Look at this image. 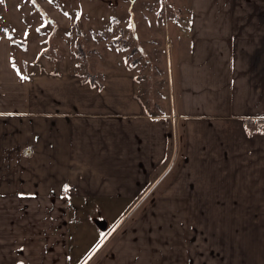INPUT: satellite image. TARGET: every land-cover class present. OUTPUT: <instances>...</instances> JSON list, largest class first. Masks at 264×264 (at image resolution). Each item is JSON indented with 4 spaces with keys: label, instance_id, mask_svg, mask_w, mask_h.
<instances>
[{
    "label": "crops",
    "instance_id": "crops-1",
    "mask_svg": "<svg viewBox=\"0 0 264 264\" xmlns=\"http://www.w3.org/2000/svg\"><path fill=\"white\" fill-rule=\"evenodd\" d=\"M235 3L178 24L180 112L147 113L131 72L0 52V264H264V6Z\"/></svg>",
    "mask_w": 264,
    "mask_h": 264
},
{
    "label": "rangeland",
    "instance_id": "rangeland-1",
    "mask_svg": "<svg viewBox=\"0 0 264 264\" xmlns=\"http://www.w3.org/2000/svg\"><path fill=\"white\" fill-rule=\"evenodd\" d=\"M198 1L2 0L0 52L3 56L12 55L21 73L63 67L84 77L87 73L94 74L102 82L105 72H131L147 113L180 112L175 105L180 99L178 60L187 54L190 42L185 25L181 30L178 24L187 21L190 8L198 5ZM208 1L206 17L210 18L230 17L233 2L238 3L239 13L244 8L254 10L264 6V0H252L253 4L246 5H242L244 0ZM249 13L256 16L252 11ZM99 70L102 72L95 73ZM174 131L178 137L174 162L177 164L183 132L181 126ZM164 183L138 203L129 218L142 213Z\"/></svg>",
    "mask_w": 264,
    "mask_h": 264
},
{
    "label": "trees",
    "instance_id": "trees-1",
    "mask_svg": "<svg viewBox=\"0 0 264 264\" xmlns=\"http://www.w3.org/2000/svg\"><path fill=\"white\" fill-rule=\"evenodd\" d=\"M88 77H90V78H88ZM94 78H95V75L94 74H90V73H87V77H85L86 81H88V79L91 80V79H94ZM261 122H262V124H264L263 120Z\"/></svg>",
    "mask_w": 264,
    "mask_h": 264
},
{
    "label": "snow or ice",
    "instance_id": "snow-or-ice-1",
    "mask_svg": "<svg viewBox=\"0 0 264 264\" xmlns=\"http://www.w3.org/2000/svg\"><path fill=\"white\" fill-rule=\"evenodd\" d=\"M0 2H2V0H0ZM33 2H34V0H33ZM65 15H67V13H65ZM38 31H39V29H38ZM23 78V77H22Z\"/></svg>",
    "mask_w": 264,
    "mask_h": 264
}]
</instances>
